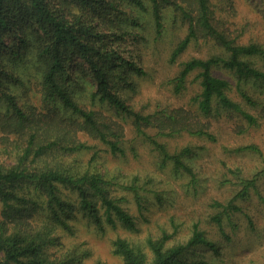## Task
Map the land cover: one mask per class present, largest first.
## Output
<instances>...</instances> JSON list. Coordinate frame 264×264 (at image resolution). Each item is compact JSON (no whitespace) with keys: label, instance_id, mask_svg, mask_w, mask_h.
Listing matches in <instances>:
<instances>
[{"label":"trees","instance_id":"trees-1","mask_svg":"<svg viewBox=\"0 0 264 264\" xmlns=\"http://www.w3.org/2000/svg\"><path fill=\"white\" fill-rule=\"evenodd\" d=\"M123 2L142 10L150 8L157 31L163 27L166 7H171L187 24V32L176 43L171 60L199 38L211 40L220 47L221 54L184 61L170 80L173 90L182 92L189 75L196 70L200 91L194 98L200 113L232 111L249 125L256 124V114L229 96V79L214 74L212 69L221 66L233 72L245 102L255 105V98L240 86L242 81L249 80L264 85V69L250 60L253 56L264 57V45L237 42L225 29H220L215 23L211 0H0V131L6 136L0 150L3 148L6 153L8 146L14 143L12 151H16L11 153L13 162L10 164L0 158V264H79L85 250L64 246V239L74 231L73 220L77 213L94 221L99 229L104 223L115 226L119 222L125 228L136 230L134 216L121 203L122 199L111 193L114 181L89 169L92 157L86 167L77 157L71 159L76 149L89 148L86 141L77 137L79 130L107 144L112 153L124 152L120 146L123 126L106 121L100 111L80 106L67 90L65 78L74 59L83 61L88 67L85 72L95 79L91 101L105 103L131 117L137 133L146 136L144 127L152 125L163 136L186 131L212 137L205 128L198 127L197 122L182 115V109L165 108L160 113L144 114L127 102L124 94L134 87L130 74L142 75L145 71L137 61L125 59L118 50L120 42L128 34L132 35L127 29L116 26L118 21L127 18ZM130 21L134 25L141 24L133 17ZM25 65L34 73L32 78L41 102L47 106L57 103L79 120L68 121L58 132L50 126L32 123L25 103H20L24 96L19 88L25 84L23 74L27 70H19V67ZM41 130L42 139L38 135ZM10 135H14L12 143ZM148 139L162 155L163 163L171 161L175 170L184 171L194 181V172L184 160L193 152L190 147L170 153L154 137L148 136ZM238 149L259 152L255 144ZM229 171L235 174L232 169ZM236 176L240 187L235 194L225 202H213L219 211L211 218L223 233V215L228 217L229 213L239 211L240 206L235 201L248 198L251 191L256 190L255 177ZM129 188L141 210L144 198L141 189L134 185ZM63 189L76 196L64 194ZM154 194L160 198L157 191ZM258 198L264 202L263 195L258 194ZM171 236L164 229L160 236L149 235L138 242L118 235L111 241L112 252L123 264H206L182 257L197 245L216 250L214 242L197 223L193 224L185 242L169 244ZM145 248L151 252L150 258Z\"/></svg>","mask_w":264,"mask_h":264},{"label":"rangeland","instance_id":"rangeland-1","mask_svg":"<svg viewBox=\"0 0 264 264\" xmlns=\"http://www.w3.org/2000/svg\"><path fill=\"white\" fill-rule=\"evenodd\" d=\"M122 7L127 12L124 15L127 18L118 21L116 26L127 29L132 35L128 34L123 42L119 41L118 50L125 59L137 61L145 71L142 75L130 74L134 87L124 94L127 102L144 114L160 113L165 108L182 109V115L197 122L198 127L205 128L212 137L192 135L186 131L163 136L152 125L144 127L146 136L137 133L131 117L105 103L91 101L95 79L91 73L85 72L88 67L83 61L74 59L68 78H65L67 90L71 91L80 106L100 111L106 121L119 122L123 126L124 137L120 146L124 152L112 153L107 144L79 130L77 137L86 141L89 148L76 149L71 159L77 157L86 167L92 157L89 169L114 181L111 193L122 199L121 203L134 216L136 230L125 228L119 222L115 226L104 223V227L99 229L94 221H88L77 213L73 220L74 231L64 239L65 248L73 249L76 246L81 251L85 250L79 264H123L122 259L112 252L111 241L114 237L119 235L138 242L149 235L158 237L164 229L172 235L169 244H175L185 242L193 224L197 223L199 229L214 242L216 250L205 245L194 246L182 257L186 261L264 264V202L258 198V194L264 196V85L253 80L242 81L241 89L256 100L255 105H250L237 89L234 73L221 66L213 67L214 74L229 79V96L256 114L257 121L249 125L232 111H212L203 115L197 109L194 98L200 91L196 70L191 72L187 86L180 93L174 92L170 80L187 59L221 54L220 47L211 40L199 38L192 40L175 60H171L176 43L187 32V24L176 16L171 7H166L163 9V27L157 31L150 8L142 10L125 2ZM211 7L215 11L216 25L225 29L237 42L253 41L264 45V0H211ZM132 17L141 24L134 25L130 21ZM250 60L264 69V57L253 56ZM84 66L86 69L83 70ZM20 69L27 70L23 74L25 84L19 88L24 96L20 103H25L32 123L50 126L58 132L68 121L79 120L57 103L44 105L34 85V73L26 65ZM42 134L44 132L41 130L38 134L40 138ZM148 136L164 144L170 153L190 147L193 152L184 160L194 172V181L184 171L175 170L171 161L163 163L162 155ZM0 137L1 147L6 136L3 137L0 131ZM13 137L10 135V143ZM246 144L257 145L259 152L238 149ZM13 146L14 143L9 145L6 153L3 148L0 150V158L8 164L13 162L11 153H16L12 151ZM236 175L255 177L256 190L251 191L248 198L235 201L240 206L239 211L229 213L228 217L223 215V233L211 218L219 211L213 202H225L235 194L240 187ZM130 185L141 189L144 196L141 210ZM156 191L160 198L155 196ZM63 192L76 196L68 189H63ZM145 251L150 258L149 249L145 248Z\"/></svg>","mask_w":264,"mask_h":264}]
</instances>
